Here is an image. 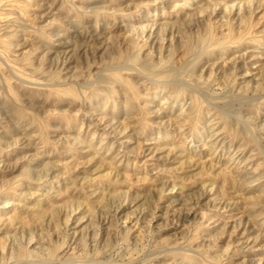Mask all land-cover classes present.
Instances as JSON below:
<instances>
[{
	"label": "rangeland",
	"instance_id": "rangeland-1",
	"mask_svg": "<svg viewBox=\"0 0 264 264\" xmlns=\"http://www.w3.org/2000/svg\"><path fill=\"white\" fill-rule=\"evenodd\" d=\"M0 264H264V0H0Z\"/></svg>",
	"mask_w": 264,
	"mask_h": 264
},
{
	"label": "bare ground",
	"instance_id": "bare-ground-1",
	"mask_svg": "<svg viewBox=\"0 0 264 264\" xmlns=\"http://www.w3.org/2000/svg\"><path fill=\"white\" fill-rule=\"evenodd\" d=\"M174 72V71H173ZM176 77V76H175ZM173 78V77H172ZM210 137V136H209Z\"/></svg>",
	"mask_w": 264,
	"mask_h": 264
}]
</instances>
